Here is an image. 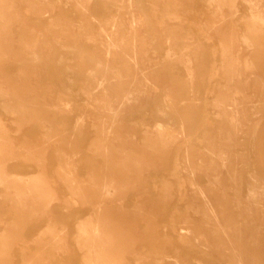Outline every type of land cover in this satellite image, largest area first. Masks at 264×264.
<instances>
[{
	"label": "rangeland",
	"instance_id": "obj_1",
	"mask_svg": "<svg viewBox=\"0 0 264 264\" xmlns=\"http://www.w3.org/2000/svg\"><path fill=\"white\" fill-rule=\"evenodd\" d=\"M0 264H264V0H0Z\"/></svg>",
	"mask_w": 264,
	"mask_h": 264
},
{
	"label": "bare ground",
	"instance_id": "obj_2",
	"mask_svg": "<svg viewBox=\"0 0 264 264\" xmlns=\"http://www.w3.org/2000/svg\"><path fill=\"white\" fill-rule=\"evenodd\" d=\"M134 51V50H133ZM202 197V196H201ZM225 237H226V235H225ZM227 238V237H226Z\"/></svg>",
	"mask_w": 264,
	"mask_h": 264
}]
</instances>
